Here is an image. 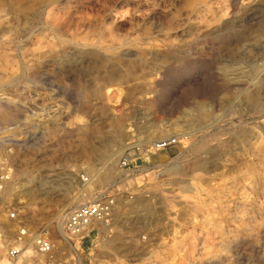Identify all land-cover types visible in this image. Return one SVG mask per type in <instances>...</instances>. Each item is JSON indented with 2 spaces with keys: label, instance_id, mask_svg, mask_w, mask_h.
Instances as JSON below:
<instances>
[{
  "label": "rangeland",
  "instance_id": "obj_1",
  "mask_svg": "<svg viewBox=\"0 0 264 264\" xmlns=\"http://www.w3.org/2000/svg\"><path fill=\"white\" fill-rule=\"evenodd\" d=\"M23 2L0 0V258L24 224L51 264H264V0ZM114 186L108 223L61 241L56 217Z\"/></svg>",
  "mask_w": 264,
  "mask_h": 264
},
{
  "label": "built area",
  "instance_id": "obj_2",
  "mask_svg": "<svg viewBox=\"0 0 264 264\" xmlns=\"http://www.w3.org/2000/svg\"><path fill=\"white\" fill-rule=\"evenodd\" d=\"M177 142L175 136H165L153 140L149 145L129 142L123 154L118 160V168L121 172L140 169V161L145 152L155 153L164 150ZM13 178L12 164L5 158L0 159V191H3L5 184ZM86 178V177H85ZM87 180V178L85 179ZM116 187L101 188L91 193L90 198L82 203L76 204L67 211L64 216V228L72 237L82 240L96 231L99 221L110 218L117 204V193L112 192ZM132 197V196H131ZM19 209L11 205L7 209V220L19 218ZM21 226V225H20ZM18 227L19 234L6 248L4 255L0 258V264H51L50 260H41L53 251V243L48 233L31 231L29 227ZM1 235V233H0ZM79 237V238H78ZM31 242L28 244L26 240ZM5 259L7 262L3 263Z\"/></svg>",
  "mask_w": 264,
  "mask_h": 264
},
{
  "label": "bare ground",
  "instance_id": "obj_3",
  "mask_svg": "<svg viewBox=\"0 0 264 264\" xmlns=\"http://www.w3.org/2000/svg\"><path fill=\"white\" fill-rule=\"evenodd\" d=\"M16 1V0H15ZM19 1H23V0H19ZM31 1V0H30ZM30 1H28V0H25V2H23V3H21L20 5H19V7H20V9L21 10H23V12L24 11H27V10H30V9H32L33 8V6H35L32 2H30ZM34 2H35V0H34ZM14 2H12L11 4H12V8H14L15 6L14 5H16V3L17 2H15L14 4H13ZM18 6V5H17ZM199 106V109H200V115L201 116H205L206 115V111H204L203 110V108L200 106V105H198ZM10 113L11 112H9L8 113V111H4L3 109H0V119H6V118H9L11 115H10ZM12 117V116H11ZM178 135H180L181 136V133H177ZM211 137V136H210ZM206 139V138H205ZM104 147V146H103ZM122 152V148H120V149H118V152H117V155L116 156H119L120 155V153ZM107 153V152H106ZM115 156V157H116ZM145 156V155H144ZM147 156V155H146ZM154 159V158H153ZM109 163H107V164H102L101 165V167H99V168H97V170H100L99 171V173H98V175L100 176V174H106V173H108L109 172ZM46 174H44L42 177H40V176H32L31 178H30V180L31 179H35V182H36V187H35V189H36V191L38 190V191H41L42 193H45L46 192V190H47V184H48V182H50L51 183V180L49 179V176H50V174H48L47 172H45ZM37 175V174H36ZM54 181V180H53ZM27 183V182H26ZM29 183V182H28ZM49 183V184H50ZM53 183V182H52ZM55 183V182H54ZM59 184V183H58ZM29 187V186H28ZM47 187V188H46ZM56 189V188H55ZM24 190H26L27 192H29V191H32L33 189L32 188H30V190H29V188H27V189H24ZM50 190V189H49ZM57 191V190H56ZM35 193V192H34ZM49 193V192H48ZM36 194V193H35ZM47 195V194H46ZM48 197V196H47ZM35 198V197H34ZM146 200V199H145ZM82 202H84V201H82ZM81 202V203H82ZM79 204V203H78ZM131 207L132 208H136V209H138V210H143L144 209V207L146 208V202H144V201H141V202H139V203H136L135 205H131ZM137 210V211H138ZM56 218H58V232H59V235H61V241H64L65 243H67L70 247H72V244L70 243V241H69V239H68V235H70V233L68 234H66V232L63 230V228H62V223H63V225H64V219H65V216H64V214H59L58 215V217H56ZM101 224H102V226H104V225H106V222H107V220L105 219V220H102V221H99ZM108 223V222H107ZM22 227H24L23 225H21L20 226V228H22ZM103 228V227H102ZM55 229V228H54ZM45 233V232H44ZM46 234V233H45ZM52 241V240H51ZM30 242H31V240H30ZM29 242V243H30ZM55 245V244H54Z\"/></svg>",
  "mask_w": 264,
  "mask_h": 264
}]
</instances>
